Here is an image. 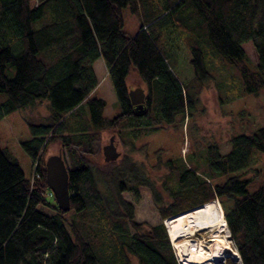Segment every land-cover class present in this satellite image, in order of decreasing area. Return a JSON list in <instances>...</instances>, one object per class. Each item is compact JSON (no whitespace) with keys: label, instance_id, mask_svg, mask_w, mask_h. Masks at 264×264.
<instances>
[{"label":"trees","instance_id":"16d2710c","mask_svg":"<svg viewBox=\"0 0 264 264\" xmlns=\"http://www.w3.org/2000/svg\"><path fill=\"white\" fill-rule=\"evenodd\" d=\"M124 13L139 20L133 35ZM98 59L119 107L111 118L95 95ZM131 71L145 86L141 112L130 105ZM208 82L223 103L261 94L264 0H0V120L35 102L48 110L20 143L37 162L30 178L0 148V264H177L163 223L134 220L122 194L136 186L161 220L218 200L240 264H264V181L243 177L255 150L264 169V126L232 136L224 154L209 145L201 170L169 160L158 194L133 162L99 170L87 158L106 130L128 127L135 141L189 116ZM56 142L68 157L66 212L45 182L43 155Z\"/></svg>","mask_w":264,"mask_h":264},{"label":"rangeland","instance_id":"374dc122","mask_svg":"<svg viewBox=\"0 0 264 264\" xmlns=\"http://www.w3.org/2000/svg\"><path fill=\"white\" fill-rule=\"evenodd\" d=\"M123 15V29L127 34L133 35L137 31L139 20L136 16L128 13ZM243 49L249 61L254 65L256 54L251 43L244 44ZM93 70L98 83L95 95L105 101L104 116L111 118L119 112V107L101 60L98 59L94 63ZM126 85L128 92L142 89L145 93V86L134 71L129 72L126 77ZM195 100L189 116L187 114L185 117L177 116L171 125L138 140L132 141L128 127L118 129L120 134L117 133V130L115 132L106 130L100 133L96 154L87 157L90 165L93 169H102L101 162H104L102 149L109 144V140L112 138L113 147L118 153V157L110 166L123 163L121 160L133 162L158 194L161 183L169 174L166 167L169 160L174 164L182 161L191 167L199 166V170H201L204 166V152L209 145L216 144L220 153L224 154L229 149L228 142L232 136L245 134L264 126V89L259 96H245L229 103H223L217 90L208 82L203 86V89L199 90ZM46 107L45 101L35 102L32 106L16 110L0 120V148H5L16 158L26 178L32 176L37 162H30L20 143L29 139L27 123L37 124L47 118ZM54 155H61L62 160L67 163V153L65 150H61L57 142L46 148L42 161L45 162L49 156ZM260 157V152L255 150L250 165L243 174L244 178L252 180L253 187L264 181V169L259 161ZM172 183L173 179L170 180V184ZM122 196L134 203V220L136 222L156 224L163 223L165 220L159 218L152 196L145 187L136 186L131 190H126ZM162 197L165 201V196ZM218 205H220L219 202ZM210 234L206 231H198L192 235L191 239L202 240L203 244L207 245ZM229 236V247L236 251ZM180 240L181 238L177 239V242ZM202 264L212 263L202 262ZM220 264H240V262L226 257Z\"/></svg>","mask_w":264,"mask_h":264},{"label":"bare ground","instance_id":"6f19581e","mask_svg":"<svg viewBox=\"0 0 264 264\" xmlns=\"http://www.w3.org/2000/svg\"><path fill=\"white\" fill-rule=\"evenodd\" d=\"M165 225L172 244L181 257L193 263H221L226 257L237 259V251L229 246L228 230L220 205L208 202L201 207L182 212L165 220ZM198 231L210 234L208 244L192 240V235ZM181 238L179 242L177 239Z\"/></svg>","mask_w":264,"mask_h":264},{"label":"water","instance_id":"95a60500","mask_svg":"<svg viewBox=\"0 0 264 264\" xmlns=\"http://www.w3.org/2000/svg\"><path fill=\"white\" fill-rule=\"evenodd\" d=\"M128 96L130 99V105L134 107L136 112H141L143 110V106L145 102L144 91L142 89H135L133 91L128 92ZM102 153L105 162L114 161L115 158L118 157V153L115 151V148L113 147L112 138H110L109 144L103 147ZM44 172H45V182L47 188L52 193L57 207L61 210V212L68 211L69 210V193H68V181H67L68 169L65 166V163L61 158V155L49 156L44 162ZM203 205H200L198 207H201ZM165 220L163 221V225L168 235V231L165 225ZM235 260H238L240 262L239 255Z\"/></svg>","mask_w":264,"mask_h":264},{"label":"built area","instance_id":"2783aa9c","mask_svg":"<svg viewBox=\"0 0 264 264\" xmlns=\"http://www.w3.org/2000/svg\"><path fill=\"white\" fill-rule=\"evenodd\" d=\"M213 202H215L218 205V201L217 200H214ZM170 244L172 246L171 249L173 250L174 256H175L176 261H177V264H202V262L201 263H193L192 261H189L188 259H181L180 255H179V253L177 251V248L174 247V245L172 244L171 240H170Z\"/></svg>","mask_w":264,"mask_h":264},{"label":"crops","instance_id":"0c3cea01","mask_svg":"<svg viewBox=\"0 0 264 264\" xmlns=\"http://www.w3.org/2000/svg\"><path fill=\"white\" fill-rule=\"evenodd\" d=\"M100 60V59H99ZM97 61V60H96ZM96 61H94V63L96 62ZM94 63H93V65H94ZM93 65H92V68H93ZM94 71V70H93Z\"/></svg>","mask_w":264,"mask_h":264}]
</instances>
